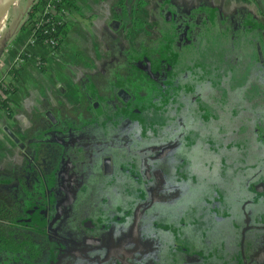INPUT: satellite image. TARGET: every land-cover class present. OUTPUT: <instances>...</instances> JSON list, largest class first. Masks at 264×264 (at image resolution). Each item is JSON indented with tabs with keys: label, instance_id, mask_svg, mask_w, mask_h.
Returning a JSON list of instances; mask_svg holds the SVG:
<instances>
[{
	"label": "rangeland",
	"instance_id": "374dc122",
	"mask_svg": "<svg viewBox=\"0 0 264 264\" xmlns=\"http://www.w3.org/2000/svg\"><path fill=\"white\" fill-rule=\"evenodd\" d=\"M34 1L15 0L5 19L0 18V35L8 30L15 35H26L29 31L24 47L30 50L26 59L18 52L11 65H0L8 66L11 73L7 78L0 74V82H10L25 59L14 94L15 109L12 108V114L0 109L3 119L10 121L2 125L3 129L16 131L21 127L28 135L37 134L42 120L50 119L48 111L55 117L51 122L60 120L62 124V118L74 121L75 116L82 117L73 111L80 105L81 93L88 96L91 111H105L94 122H86L81 128H72L75 125L70 124L68 131L63 132L62 144L73 153L81 170L83 167L86 178L77 199L68 207L69 219L77 214L82 217L86 208L93 211L92 200L108 195L105 189L112 176L101 171L103 153L110 152L114 158L117 153L120 157L116 159H123L133 153L131 148L147 143L158 154L150 161L162 169L169 187L155 191L149 197L151 205H134L132 217L122 221L130 225L131 234L138 224L154 222L162 228L167 224L182 230L181 238L187 242L185 251L196 242L192 251L202 253L207 262L222 255L228 264H235V258L240 264H264V227L246 230L243 247L241 242L246 225L264 224V128L257 126L264 124V0H210V3L191 0L193 7L187 5L177 12L171 9L175 22L177 19L186 24V19L193 20L191 30L182 39L176 38L180 32L172 34L178 28L176 25L170 36L143 33L133 39L131 33L109 29L104 11L114 4L112 0L109 3L108 0H75L71 14V18L76 16L75 23L63 47L52 52L51 47L36 43L39 49L48 50L52 74L36 66L37 56L42 57L43 52L36 53L32 48L36 44L28 46L32 20L36 17L29 16ZM148 2L150 14L164 4L161 0ZM104 3L106 8H101ZM211 7L220 22H212L208 33H204L199 25ZM23 24L27 28H22ZM259 28L260 38L256 39ZM149 48L160 50L157 67H151L146 53ZM146 67H150L149 71ZM129 70L141 71L131 83L122 76ZM69 85H73L72 93L66 96ZM119 88L127 89L132 95L122 99L125 92L120 94ZM110 93L112 98L104 99ZM115 135L122 138L123 145L118 146L114 138L109 142V136ZM31 140L27 148L37 138ZM4 144L8 153L15 152ZM22 144L19 142L18 147L14 143L18 159L28 158L21 150ZM92 148L100 151L91 163L88 154H93ZM137 156L132 155L131 160L136 162L134 169L141 172ZM6 164V161L0 164L2 175H9ZM115 182L119 183L117 178ZM17 183H0V205H9L14 200L12 193ZM125 192L129 199L135 198L138 185L132 182ZM212 202L218 206L212 208ZM29 209L35 212L34 208ZM101 213L99 210L96 215L97 223L105 219L106 212ZM26 220L22 222L32 224ZM122 227L120 242L127 239ZM109 230L102 233L107 232L108 236L111 232L108 239L112 243L115 230ZM138 234V239L143 240L139 230ZM41 236L48 240L47 233L42 232ZM53 241L58 247L53 253L55 264H104L99 256L92 260L83 258L88 256L85 253H91L84 246H77L78 252H59L62 244L56 237ZM210 245L221 246L222 252L219 254L215 246L211 251ZM13 258L18 260L13 259L15 264H35L19 253Z\"/></svg>",
	"mask_w": 264,
	"mask_h": 264
},
{
	"label": "flooded vegetation",
	"instance_id": "af4514ba",
	"mask_svg": "<svg viewBox=\"0 0 264 264\" xmlns=\"http://www.w3.org/2000/svg\"><path fill=\"white\" fill-rule=\"evenodd\" d=\"M146 69H148L149 71L150 67H146ZM162 74L164 76L165 71H162ZM122 76L124 77V79L127 80L129 79L126 78L125 74H122ZM156 76L159 77V74ZM138 82L141 84V81ZM127 95L128 97H130L132 94L128 91V93L126 92L125 95L121 96V98L124 99V97H126ZM112 96L113 95L111 94L109 97L106 98L102 97V98L110 99L112 98ZM124 101H128V99ZM88 108L90 109L89 106ZM104 113L105 111L101 112L100 109L97 111H91L87 116L88 119L85 120V122L82 123L81 125H84L86 122L87 123L94 122L98 117H100ZM61 122L63 127L68 129L69 126L75 125L71 123L66 124L65 120H61ZM257 126H261L264 128L263 123H261L260 125H258L257 123ZM257 126L256 128L258 129ZM116 136L117 135H115L114 137L109 136L110 137L109 142H112L111 139L114 138L118 140L116 142L118 146L123 145L120 144V142H122L121 140L122 138H117ZM106 138L103 140L105 141L104 145L107 144ZM54 146L57 149L58 159L56 161V164L54 165L53 156H51L50 161L48 163L49 170L45 178L47 185L49 184L50 187L49 194H47L48 197H44L42 191H40L42 193L41 198H39L40 202L28 203L27 206L25 207V215L22 217L27 219L28 221L31 220L32 224H27V225L20 224V226L33 229L40 233L42 232L50 233L48 235V241L52 243V247L50 248V254L57 251L56 250L57 246L53 244L54 237H56V239L60 241V243L63 245L62 247L60 246L59 252L65 250L66 252L69 253L73 251L78 252L79 250H77L76 247L81 244H84L83 241H85V237L88 236L85 235V231H92V230L97 231L96 229L101 227L99 229V232H103L109 229L111 230V228H113L115 230L114 233L116 235L117 226L120 228V226L123 225L122 228H124V232H126L128 240L122 247L115 249L113 251L109 250L110 252H112L110 253V259L112 260L111 261L112 263L109 264H162V263L164 264H228L223 259L222 255H219L220 256L219 258L211 259L209 260V262H207L208 258H205V256L202 255V253L195 254L194 251L192 250L196 247L195 246L196 242L192 244V249L190 248L188 251H185L184 248L186 247L187 242L186 240H184V238H181L182 230H178V228H176L175 226H169L166 224L165 227L162 228L161 225H157V223L154 222L151 223L150 225L147 224L144 226L138 224L136 225L135 230L131 234L130 225L122 222L123 220L120 221L118 220L119 218L114 217L115 214L119 215L118 213L119 208L117 207V203L119 201L118 200L115 201V197L118 196V194L121 195L122 197L124 196L123 195L124 192L122 191L124 190V188L121 185L122 187L121 190L120 185L118 186V184H116L115 178H117L119 182H122L128 188H131L132 182L138 185V192L136 193L137 194L136 197L137 199L139 198L141 199L140 203L142 206L151 205L152 198L149 197H151L155 193V191L162 192L163 190L169 187L167 180L163 176L164 174L162 169H160L158 166H154L157 164H153V162L150 161V159L154 155L157 156L158 154L154 153L155 150L153 151L152 147L149 144L145 143L134 146L133 148H131L133 149V153L130 154V157L124 155L126 157L123 159L120 158L121 160L116 159L117 157H120L117 153H115L116 158H114V154H111L110 152L103 153L102 157L100 158L102 159L100 165L101 171H105V174L112 176L110 182L108 183V186L105 189L106 191H108V195L105 196V198L93 199L94 200V201L92 200V203L94 205L93 211L90 210L89 208H86L85 213L82 217H80V215L77 214V216L73 215L72 219H69L70 210H68L69 209L68 207L71 205V203H73L77 199L79 191L86 180L84 175V169L82 167L81 170L80 169L81 165L75 163L73 153L68 149H66V147L62 148L63 149L62 150L61 148H59L57 144L56 145L54 144ZM92 149H93L92 152L93 154L91 156L90 154H88L89 157L88 161H91V163L94 160L95 153L100 151V149L98 148H92ZM132 155H138L137 157H140V163L138 166H140L141 172H139V168L134 169L137 166H135L136 162L134 161L132 162L131 160ZM114 163L116 166H114ZM117 163H121L123 168L117 166ZM49 178H52V181L50 183H49ZM39 185L40 182H37L36 189H39L38 187ZM31 204H34L33 207L30 206ZM217 206L218 204L212 202V208L213 207L216 208ZM31 207L34 208L35 210L34 213H31L29 209ZM99 210H100V215L102 214L101 213L102 211H105L106 214L103 213L105 218L104 221L98 220L100 223H97L96 215ZM132 222L134 223V220H132ZM15 224L18 225L17 223ZM249 225L250 227L247 230L256 226L258 228L264 227V224L250 223ZM138 230L142 233V237L144 238L143 240L138 239L139 236ZM120 234H121V230L119 236ZM109 237H111V232L108 233V236H107V232L103 234L101 243L105 246L108 245L111 242L108 239ZM112 237L114 239L115 237L114 234L112 235ZM95 239L96 240L94 241L100 243L99 238H95ZM239 242H240V238H239ZM213 246L216 247L219 254L222 252V247L219 245L208 246L211 248V251ZM85 254L88 256H83V258L89 260H92L93 257L95 256H99L97 255L98 253L94 254L92 252ZM115 256L118 257L120 261L122 259L123 262L122 263L115 262L114 261ZM79 257L82 258L81 252H79ZM50 258L48 259V261L44 263H35V264H46L50 261ZM237 258H239V255L237 256ZM235 264H240L238 262V259L236 258H235ZM254 264H260V263L254 262Z\"/></svg>",
	"mask_w": 264,
	"mask_h": 264
},
{
	"label": "crops",
	"instance_id": "0c3cea01",
	"mask_svg": "<svg viewBox=\"0 0 264 264\" xmlns=\"http://www.w3.org/2000/svg\"><path fill=\"white\" fill-rule=\"evenodd\" d=\"M114 2L113 5H111V7L105 9L104 11V15H106V22H108V26L109 29L118 32V31H123V32H128L131 33L133 36V39H137L139 38L143 33L145 34H161L162 36H164L165 34H168L170 36V31H172L174 25L178 26V28L176 29V32L172 31V34H177V32H180L176 38L178 39H182L185 38V36L188 34L189 30H191L192 24H193V20L189 21L188 19H186L187 23L184 24L182 22H180L179 20L176 19V22L173 18V12L171 11L174 10L175 12H177L178 10H180L181 8H185V6L189 5L190 7H193L189 1L191 0H181L183 2H174L175 0H161L162 4L161 6H158V10L156 12H153L152 14H150V10L148 7V4L150 0H112ZM75 0H66V4L67 7L69 9V14L67 17V22L66 25L63 28V35H64V40L62 41L61 45H60V49L63 47V42L66 40V37L68 35L69 30L71 31V29L73 28V25L75 23V19L76 16L74 15V17L71 18V14L73 12L72 6L74 5ZM111 2L110 0H108L107 3ZM129 2V3H128ZM137 2V3H136ZM208 3H210V0L208 1ZM98 7H100V4H96ZM104 7L101 8H106V4H103ZM182 6V7H180ZM262 8H264V4H262ZM170 10V13H168V10ZM214 7L209 8L207 15L203 17V21L202 24L199 25L201 26V28L203 29L204 33H208L209 30V25L212 24V22L215 21V23H219L220 21H217L219 19L218 16L215 15V11L213 10ZM263 12L261 11V14ZM260 14V15H261ZM167 15V17H166ZM264 23V22H263ZM185 25V26H183ZM182 26V28H181ZM104 27V26H103ZM9 28V27H8ZM104 30V28H102ZM237 32L240 31V27H238L236 29ZM261 28L258 29V31L256 32V35H258L259 37H256V39L260 38V32ZM12 32V31H11ZM9 30L8 32H4L2 33V35H0V41L2 42H7V44L9 43V46L7 45L5 52L2 54L1 58H0V65L1 66H5L6 65H11L13 63L14 57L16 56V54L18 52H24L25 54H27V57L30 55V50L27 47H24V45L26 44V40L27 37L29 35V31L28 33H26V35H15L14 32L11 33ZM190 40V39H189ZM39 44H36L34 47L37 50L36 53H40L43 52L41 54V56L47 61V66L48 68L46 70H42L38 65L40 70L44 71L47 74H52L53 72V67H52V63L49 59V55H48V50L45 49L44 47L42 49L38 48ZM24 47V48H23ZM31 48V47H30ZM81 50V49H78ZM40 54L37 56L39 57ZM25 57V59L27 58ZM61 58L63 59V56H61ZM29 59V58H28ZM62 59H59L57 61H63ZM55 60V59H54ZM25 63V61L22 63ZM74 64V62H73ZM22 66L20 67V69H17L15 71V75L14 78H10V82H12L14 86L17 87V89L14 92H9L6 94L7 97H9L8 100V107L11 108V111H9L7 109V107H2L0 106V109H5L9 114H12L13 109H15V107L13 106L14 103V94L16 93V91L18 90V85L20 80L18 79L19 74L22 75V71L24 70V68H22ZM50 66V68H49ZM22 69V70H21ZM9 72V67H0V74L2 76H5L7 78L6 75H8ZM11 74V73H10ZM13 80V81H12ZM8 82V81H5ZM58 86L60 87V83H58ZM72 88L73 85H69V87L67 86V88L65 89L66 92V96L68 95V92L72 93ZM67 99V98H66ZM13 108V109H12ZM5 111V112H6ZM6 112V113H7ZM3 113H0V164L6 161V166L8 168L9 171V175H2L0 173V183H4L7 184L9 182H13V181H21V178H28L30 179V177H33L34 175V165L36 163V157H37V151L39 149V145L40 144H44V145H58L59 148H65V146L62 144V135L63 132L68 131V128H64L61 124H60V120H54V122H51L50 119H43L42 123H41V127L35 131V133L37 134H33V135H28L27 131H24L21 127H18L15 130H11L7 127H5V129H3L2 125H7L10 121H7L5 119H3ZM58 122V123H57ZM83 125L81 126H73L72 128H81ZM8 136V137H6ZM11 136V137H9ZM32 137H36L37 140L35 142H32L30 144V146H28L29 148H27L28 143H30V141H32ZM39 137V138H38ZM16 139V141H14ZM17 144V146L19 147L20 145L19 142H22V152H25V155H28V158L26 159H21V158H16L17 154H19V152H17V150L15 149V145L14 143ZM6 145H9V147L11 149H13L15 152L12 153H8L6 150ZM63 145V146H62ZM62 146V147H60ZM16 147V148H18ZM6 150V153H3V150ZM63 150V149H62ZM3 155L8 156V158H4ZM114 166L115 163H114ZM117 166L122 167L121 163H117ZM1 169V167H0ZM19 171V174L16 175V171ZM44 178V177H42ZM48 179V178H47ZM52 181V178H49V183ZM48 182V181H47ZM43 183L46 184L45 188L42 190V193L44 195V197H48L47 194H49V184L47 185L46 180L43 179ZM122 182L118 183V186L120 185V188L122 190V187L124 188V190H122L123 193V197L121 195L118 194V196L115 197V201L118 200L119 202L117 203V207L119 208V215H114L115 218H119V220H123L125 221L128 216H132V211L134 209V205L136 206H142L140 203V198L137 199V194L135 196V198H130L128 195H125V189L127 188L123 183L120 184ZM122 185V187H121ZM1 187V186H0ZM33 207V205H30ZM27 210V209H26ZM113 216V215H112ZM25 218H19V221H16L15 223H19V224H23V225H27L24 224L22 222V220ZM21 220V221H20ZM26 220V219H25ZM27 221V220H26ZM118 229V230H117ZM116 229V235L114 238V241L112 243H109L108 245H103L101 243L102 241V236L104 233L99 232V231H85V235H88L87 237H85V241H83L84 244H81L79 246H84L87 249L85 251H89L92 252L94 254H97L100 256V260L101 262H103L104 264H109L112 263L111 259H110V252L111 250H115L118 249L120 247H122L128 240V238L126 239V241L124 242H120L118 240V236L120 233V228L117 226ZM131 232V230H130ZM48 235L50 233L45 232ZM131 236V235H130ZM99 238L100 243L96 242L94 240H96L95 238ZM98 243V244H97ZM58 246H60L59 244H57ZM121 245V246H120ZM63 246V245H62ZM61 246V247H62ZM58 248V247H57ZM110 250V251H109ZM101 254H100V253ZM55 254H51V258L50 261L46 264H55ZM102 255H106L104 258L102 257ZM102 257V258H101ZM114 261L117 263H122L123 260L118 258V257H114Z\"/></svg>",
	"mask_w": 264,
	"mask_h": 264
},
{
	"label": "trees",
	"instance_id": "16d2710c",
	"mask_svg": "<svg viewBox=\"0 0 264 264\" xmlns=\"http://www.w3.org/2000/svg\"><path fill=\"white\" fill-rule=\"evenodd\" d=\"M64 2L66 3V0H64ZM43 3L44 2L42 0L34 1L30 6L29 16L31 17L37 15L40 12L41 5ZM66 22L67 18L64 24L62 26H59V28L61 27V32H63V28L66 25ZM25 27L26 24H23L22 28ZM63 40L64 35L62 33L57 49L60 47ZM6 47L7 42L0 41V58L5 52ZM22 53L24 55V58L27 57V54H25L24 52ZM146 53L150 58L151 67H157V64H159L157 58L159 57L160 50L149 48L147 49ZM152 57L154 59H152ZM39 67L42 70H46L48 68L43 66ZM140 74L141 71L129 70V72H126L125 75L126 78H129V82H131L138 78L137 76H139ZM12 84L13 83L11 82H0V86L3 87L4 93L14 92L17 89V87ZM5 85H7L8 87L6 88ZM110 95L111 93L107 94L105 97H109ZM8 100L9 97H7L6 95L0 96V106L7 107V109L11 111V108L8 107ZM88 106L89 100L86 94L81 93L80 105L77 107V109H73V111L75 112V115L81 114L82 117L77 118V116H75L76 118L74 121H71L69 118H62V120H67L66 124L71 123L77 126L81 125L85 122V120L88 119L87 116L91 112V109H89ZM38 147L39 149L37 151V157L35 160L36 163L33 168V177H30V179L21 178V181L17 183L12 193V199L14 200L9 205L7 203L0 205V264H15L13 259H17L13 258V256L17 253L23 255L32 263H44L50 258V248L52 247V243H50L45 237H42L40 232L15 224V221L17 219L25 215V207L28 203L40 202L39 198H41L42 196V193L40 191H42L46 186V184L43 183V179L45 180L48 174V163L50 161V157L53 156L54 165L56 164V161L58 159L57 149L54 145L49 146L40 144ZM37 182H40V185L38 186L39 189H36Z\"/></svg>",
	"mask_w": 264,
	"mask_h": 264
},
{
	"label": "built area",
	"instance_id": "2783aa9c",
	"mask_svg": "<svg viewBox=\"0 0 264 264\" xmlns=\"http://www.w3.org/2000/svg\"><path fill=\"white\" fill-rule=\"evenodd\" d=\"M68 12L69 9L64 0H46L40 12L32 20L33 24L28 46L41 43L51 47L52 52L56 51L62 36L61 27L59 28V26L64 24ZM37 65L48 67L47 61L43 60L42 57H38ZM5 87L7 88L8 86L5 85ZM2 95H4V91L3 87L0 86V96Z\"/></svg>",
	"mask_w": 264,
	"mask_h": 264
},
{
	"label": "water",
	"instance_id": "95a60500",
	"mask_svg": "<svg viewBox=\"0 0 264 264\" xmlns=\"http://www.w3.org/2000/svg\"><path fill=\"white\" fill-rule=\"evenodd\" d=\"M14 1H15V0H2V1H0V14H3V13H5V12H7L8 9L11 7V5H12V3H13ZM0 18H2V17L0 16ZM258 49H259V52L262 54V50H261V46H260V42H258ZM119 90H120V91H119L120 94H123L124 92L126 93L125 89H123V88H122V89H119ZM125 99H126V98H125ZM47 115H48V117H49L50 119L55 118V117H54V114H53L51 111H48ZM249 227H250V225H246V226L244 227L243 236H242V238H241L242 247L244 246V242H245V232H246V230H247Z\"/></svg>",
	"mask_w": 264,
	"mask_h": 264
},
{
	"label": "bare ground",
	"instance_id": "6f19581e",
	"mask_svg": "<svg viewBox=\"0 0 264 264\" xmlns=\"http://www.w3.org/2000/svg\"><path fill=\"white\" fill-rule=\"evenodd\" d=\"M0 1H2V0H0ZM6 13H7V12H5V13H3V14H0V16L2 17V20L5 19ZM2 20H1V21H2ZM1 24H2V23L0 22V27H1Z\"/></svg>",
	"mask_w": 264,
	"mask_h": 264
}]
</instances>
